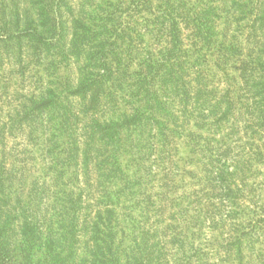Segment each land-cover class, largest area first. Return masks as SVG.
<instances>
[{
  "label": "trees",
  "instance_id": "trees-1",
  "mask_svg": "<svg viewBox=\"0 0 264 264\" xmlns=\"http://www.w3.org/2000/svg\"><path fill=\"white\" fill-rule=\"evenodd\" d=\"M0 264H264V0H0Z\"/></svg>",
  "mask_w": 264,
  "mask_h": 264
},
{
  "label": "rangeland",
  "instance_id": "rangeland-1",
  "mask_svg": "<svg viewBox=\"0 0 264 264\" xmlns=\"http://www.w3.org/2000/svg\"><path fill=\"white\" fill-rule=\"evenodd\" d=\"M185 154H187V153H185ZM190 156L191 157H193L191 154H190ZM187 165V169H191L193 166L192 165H190V164H186Z\"/></svg>",
  "mask_w": 264,
  "mask_h": 264
}]
</instances>
